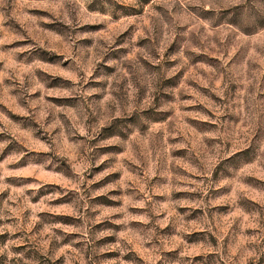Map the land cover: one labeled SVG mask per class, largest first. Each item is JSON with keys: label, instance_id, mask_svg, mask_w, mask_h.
Instances as JSON below:
<instances>
[{"label": "rangeland", "instance_id": "obj_1", "mask_svg": "<svg viewBox=\"0 0 264 264\" xmlns=\"http://www.w3.org/2000/svg\"><path fill=\"white\" fill-rule=\"evenodd\" d=\"M0 264H264V0H0Z\"/></svg>", "mask_w": 264, "mask_h": 264}]
</instances>
